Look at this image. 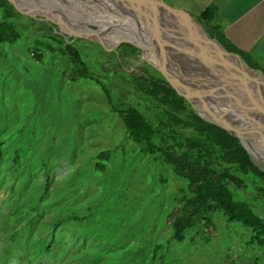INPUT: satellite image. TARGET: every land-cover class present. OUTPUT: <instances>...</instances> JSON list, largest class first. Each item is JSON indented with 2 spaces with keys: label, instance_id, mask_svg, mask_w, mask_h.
Returning a JSON list of instances; mask_svg holds the SVG:
<instances>
[{
  "label": "rangeland",
  "instance_id": "obj_1",
  "mask_svg": "<svg viewBox=\"0 0 264 264\" xmlns=\"http://www.w3.org/2000/svg\"><path fill=\"white\" fill-rule=\"evenodd\" d=\"M23 1L24 7L36 10L69 11L68 20L87 25L96 35L115 37L123 28L101 21L124 14L125 6L114 9L104 4L109 0ZM26 16L32 20L22 15L15 20L20 39L0 43V264H264V245L249 243L250 230L226 221L218 211L189 229L182 241L173 237L169 221L186 191V180L128 138L96 80L71 79L74 66L59 44L69 43L78 50L83 64L109 89L113 100L136 106L149 118L158 115V122H153L155 140L162 144L167 128L158 123L167 121L165 115L141 101L124 81L126 72L140 67L159 74L145 62L141 50L125 40L106 46L78 34L95 35L75 33L44 14ZM191 17L210 44L220 48L206 26ZM155 30L158 38L154 39L163 50L178 48V53L182 49L190 51V57L197 55L201 60L197 66L206 69L201 76L194 73L198 83L217 88L210 78L206 83L209 71L202 65L204 54L194 43L176 31L170 36ZM41 39L50 40L55 49L40 44L36 48L34 42ZM124 42L136 49L118 54ZM35 50L40 59L32 54ZM213 55L221 53L213 49ZM218 68L231 76L225 65ZM220 104L247 127H257L264 134L258 110ZM253 136L255 142L243 143L251 160L264 170V155L255 146L256 142L264 145V136ZM104 149L111 150V156L99 171L96 154ZM211 154L213 166L239 173L219 158L217 150L211 149ZM228 187L235 198L264 215L257 192ZM70 215L78 218L56 224Z\"/></svg>",
  "mask_w": 264,
  "mask_h": 264
},
{
  "label": "trees",
  "instance_id": "obj_2",
  "mask_svg": "<svg viewBox=\"0 0 264 264\" xmlns=\"http://www.w3.org/2000/svg\"><path fill=\"white\" fill-rule=\"evenodd\" d=\"M216 11L217 6L210 4L195 17L206 26L208 34L215 37L226 50L239 55L250 68L259 69L264 75L263 67L221 33L215 23ZM21 15L32 20L18 12L7 0H0V43H13L20 39L21 32L15 20ZM34 43L36 48L40 44L51 51L55 49L50 40L41 39ZM59 47L61 53L65 54L74 66L72 70L75 71L71 79L80 76L96 80L110 109L116 112L122 122L128 138L141 145L143 151L161 158L170 165L175 174L186 180V191L179 196L169 221L173 237L177 241H182L189 229L207 221L209 213L218 211L225 216L226 221L237 222L250 230L249 243L264 245V215L256 212L247 201L235 198L228 187L231 185L248 192H257L264 203V170L251 160L236 137L200 118L192 110L190 103L179 95L160 73L153 75L143 67L125 71L127 76L124 81L134 88L139 99L160 109V113L166 117L167 121L158 123L167 128L166 140L159 144L155 140L154 126V123L158 122V115L152 119L136 106H124L113 100L109 89L83 64L78 50L72 44L61 42ZM135 49L124 42L118 47L117 53L132 52ZM32 54L37 59L41 58L36 50ZM211 149L217 150L219 158L238 168L239 173L230 168L213 166ZM16 153L18 154V151ZM110 156L109 149L99 151L96 154L98 161L95 168L103 171ZM258 182L260 185H257ZM77 218L70 215L66 219L58 220L56 224Z\"/></svg>",
  "mask_w": 264,
  "mask_h": 264
},
{
  "label": "water",
  "instance_id": "obj_3",
  "mask_svg": "<svg viewBox=\"0 0 264 264\" xmlns=\"http://www.w3.org/2000/svg\"><path fill=\"white\" fill-rule=\"evenodd\" d=\"M7 1L11 3L18 12L29 15L32 18H34L33 16H35L36 14H40L39 12H34V10H30L31 8L24 7L25 5H23L22 3L21 5H19L15 0H7ZM122 1L131 3V5L135 9H137L140 17L148 25V27H146L145 29L150 31V32L148 31L149 36H150L149 38H152L151 44L154 50L156 51L155 54L157 57V62L155 63L148 59V56L145 53V49L143 46L139 44H134L133 42L129 40H125V41L132 43L133 45H135L141 50V53H142V56L145 62L148 63L154 69H156L176 89L177 93L183 96L190 103L192 110L200 118L225 129L228 133L236 137L241 143V145L248 152V148L243 143L241 137L237 134V132H234L231 129H229L227 123L233 124V125L238 124L242 126L243 130H248L251 133H260V129L257 127H254V128L247 127V125L240 122L233 114L231 113L228 114L227 113L228 111H225L226 112L225 115H220L214 112L204 113L200 111L199 106L201 103L199 101V96L195 94V89H194L195 82L193 80L182 78L181 75L179 74V71L178 72L172 71V69L168 67V66L170 67L172 66L171 64H173L174 60L166 59L167 60L166 64L165 65L163 64L162 58H164V54L162 52L166 51L165 55L176 54L178 53V51H176L178 48L176 50L170 49V51L163 50L160 47V43H158L154 39V37L151 36L150 33L152 32H151L150 26L154 27L153 30L159 29V31H162V32L165 31L166 33H168V35L176 31L180 33L179 35L181 36L183 35L182 37H185L187 41H189L190 43L191 42L194 43L199 48V50H202L204 48V52H203L204 55H201V59L204 65L208 68V70L212 74L211 81L217 86V88H214L208 91H210V93L214 95V97L221 96L223 94H227L231 96L232 98L236 97V101L235 102L231 101V103L233 104L237 103L243 106L245 105L244 106L245 108L250 107L252 110L255 109V111L258 110L261 113V114L259 113L257 116V118H259L260 121L264 119V75L263 73L259 70L262 75L261 77L255 74H253V76H251L250 78L228 77L226 73L222 72L221 68H218V65H220V61L218 60L219 57L217 55H213V49L222 53V55L225 54V55H232L233 57H236L238 60H240L241 63L246 65L249 68V70L252 68H250L239 55L233 52H229L220 43H219L220 44L219 49L217 47L212 46L210 42L208 41V39L204 37L202 33L199 32L194 18H192L189 14L184 12L182 9L174 8L166 4L163 0H118L120 5L123 4ZM40 15H43V14H40ZM135 27H136L137 32L141 31V28L139 25L136 24ZM78 35H81V36H84L85 38L102 43L96 37H91L89 35H82V34H78ZM179 53L185 54L182 52H179ZM186 53H190V51H187ZM176 66H179V65L176 64ZM223 103L225 104L226 102H223ZM218 120H222L224 122L220 123L218 122Z\"/></svg>",
  "mask_w": 264,
  "mask_h": 264
},
{
  "label": "bare ground",
  "instance_id": "obj_4",
  "mask_svg": "<svg viewBox=\"0 0 264 264\" xmlns=\"http://www.w3.org/2000/svg\"><path fill=\"white\" fill-rule=\"evenodd\" d=\"M15 1L19 5H21V3L24 2L23 0H15ZM97 1H99V3L100 2L104 3L103 0H97ZM104 4H106V5L108 4L110 7L114 8V9L117 8V6L124 9L123 6H125L124 14L121 15L120 18L112 17L109 19H104L103 17H101L104 19L101 21H104V22L111 21V22H114V23L118 24L119 26L123 27L122 31L119 32V34H117L115 37L106 36V35H102V34L96 35V31L89 29V27L87 25L84 24V26L81 27V26H79V24L77 22H71L70 20H68L66 18V15L71 14V12H69V11L66 12V10H63V11H61V10L46 11L43 9L36 10L37 8L36 9L31 8L30 10H34V12H39L40 14H46V16L49 19L57 21L58 23H60V25L61 24L64 25V27H70L73 30V32H75V33L84 32V33L95 35L96 38L99 39L105 45L106 44L116 45L118 42H120L122 40H129V41L133 42L134 44H139V45L144 47L145 53L147 54L148 59L150 61H153L156 63L157 57L155 54L156 51L154 50V48L151 44L152 38H149L150 37L149 33H148L149 30L145 29L146 27H148V25L140 17V15H138L139 13H138L137 9H135L131 5V3H129V2H124V4H122L123 6L122 5L119 6L120 4H119V2H117V0H109V1L105 2ZM26 6H27V4H26ZM95 6H96V4H95ZM95 8H97V7H95ZM93 19H94V17H93ZM136 24L140 26L141 31L137 32L136 27H135ZM153 28L154 27L150 26V29L152 32L150 34H151V36L158 38V36L156 35V30L155 29L153 30ZM196 48H197V50L199 49L197 46H196ZM180 51L182 53H185V54L176 53V54L164 55V58H162L163 64L165 65L166 61L168 59L174 60L173 64H171L172 66L171 67L168 66V67L171 68L172 71H176V72L179 71V74L181 75L182 78H186L188 80H193L195 82V85H194L195 94L197 96H199V101L201 103L199 106L200 111H202L204 113L214 112V113H218L220 115H225L226 114V112L224 110L225 106L222 107V104H220V103L222 101L223 102L224 101L225 102H231V101L235 102L236 97L232 98L231 96H229L227 94H223L221 96L214 97V95H212L210 93V91H208V90H212L216 87L213 86V88H211V87H208V85H203L202 83H198L197 77L194 74V73H196V74H199L201 76L204 74V72H206L205 71L206 69L202 70L199 66H197V65H199L198 63H201V60L199 59V57L197 55L194 57H190L189 53L182 51V49ZM200 51L204 52V48ZM192 53H194V51H192ZM201 54H203V53H201ZM187 55H189V56H187ZM218 57H219L218 60L220 61V64L225 65L228 68V70L230 71V75H231L230 77L231 78H250L251 76H253V74H255L259 77L262 76L260 73H252L249 70V68L246 65H244L243 63H241L240 60H238L236 57H229L228 55H222V53ZM175 63L178 64L179 66H176ZM233 64L234 65L236 64V66H234ZM202 65H204L203 62H202ZM204 67L206 68L205 65H204ZM207 76H208V78L206 79V83L209 84L210 81H208V80H209V78H210V80L212 78V74L210 71L207 72ZM227 76H229V75H227ZM211 83H213V82L211 81ZM218 101H219V104L217 105ZM228 114H230V113H228ZM218 122L222 123L224 121L218 120ZM260 122L264 126V119H262V121H260ZM227 125H228L229 129H231L234 132H237V134L241 137L243 142L244 141H246V142L254 141L255 142V138L253 136L254 133H251L248 130H243L242 126H237V125L228 124V123H227ZM257 134H261L262 136H264V134H262V132L257 133ZM255 146L258 147L264 155V149L262 148V146H264V145H259L256 142Z\"/></svg>",
  "mask_w": 264,
  "mask_h": 264
},
{
  "label": "crops",
  "instance_id": "obj_5",
  "mask_svg": "<svg viewBox=\"0 0 264 264\" xmlns=\"http://www.w3.org/2000/svg\"><path fill=\"white\" fill-rule=\"evenodd\" d=\"M170 6L197 16L206 6H217L221 33L264 68V0H171Z\"/></svg>",
  "mask_w": 264,
  "mask_h": 264
},
{
  "label": "flooded vegetation",
  "instance_id": "obj_6",
  "mask_svg": "<svg viewBox=\"0 0 264 264\" xmlns=\"http://www.w3.org/2000/svg\"><path fill=\"white\" fill-rule=\"evenodd\" d=\"M69 31H70V29H69ZM69 34L70 33H72L71 31L70 32H68ZM105 45V44H104ZM106 46H114V45H110V44H106Z\"/></svg>",
  "mask_w": 264,
  "mask_h": 264
}]
</instances>
